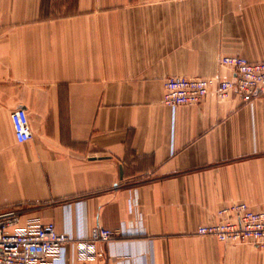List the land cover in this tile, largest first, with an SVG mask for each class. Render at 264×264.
Returning <instances> with one entry per match:
<instances>
[{
  "label": "crops",
  "instance_id": "1",
  "mask_svg": "<svg viewBox=\"0 0 264 264\" xmlns=\"http://www.w3.org/2000/svg\"><path fill=\"white\" fill-rule=\"evenodd\" d=\"M226 56L264 61V0H0V211L71 235L46 264H264L196 234L264 211V94L162 102L168 77L232 80ZM93 227L130 233L84 259Z\"/></svg>",
  "mask_w": 264,
  "mask_h": 264
},
{
  "label": "built area",
  "instance_id": "2",
  "mask_svg": "<svg viewBox=\"0 0 264 264\" xmlns=\"http://www.w3.org/2000/svg\"><path fill=\"white\" fill-rule=\"evenodd\" d=\"M219 65L232 70V80L168 77L164 82L163 104L195 105L210 93L224 99L232 91L250 102L264 94V61L226 56L219 59ZM10 119L16 141H29L27 111L17 108L10 113ZM22 216L23 211L18 208L0 211V264H46L49 257L58 259L62 246L72 240L71 235L58 232L52 223L38 224L36 219L22 224ZM216 216L217 222L199 226L196 234L212 236L224 244H249L264 249V211H253L245 203H233L218 210ZM129 233L124 227L115 230L93 227L89 237L76 238L82 244V257L90 259L95 255L94 241L109 242Z\"/></svg>",
  "mask_w": 264,
  "mask_h": 264
}]
</instances>
